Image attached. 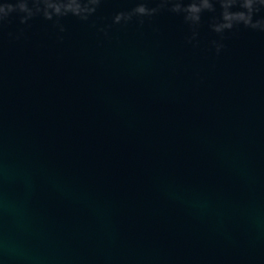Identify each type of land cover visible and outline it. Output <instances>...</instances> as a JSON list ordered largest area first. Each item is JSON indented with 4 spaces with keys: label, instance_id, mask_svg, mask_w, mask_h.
I'll return each instance as SVG.
<instances>
[{
    "label": "water",
    "instance_id": "obj_1",
    "mask_svg": "<svg viewBox=\"0 0 264 264\" xmlns=\"http://www.w3.org/2000/svg\"><path fill=\"white\" fill-rule=\"evenodd\" d=\"M0 9V264H264L261 0Z\"/></svg>",
    "mask_w": 264,
    "mask_h": 264
},
{
    "label": "snow or ice",
    "instance_id": "obj_2",
    "mask_svg": "<svg viewBox=\"0 0 264 264\" xmlns=\"http://www.w3.org/2000/svg\"><path fill=\"white\" fill-rule=\"evenodd\" d=\"M262 3H264V0H261ZM0 11H2V9H0Z\"/></svg>",
    "mask_w": 264,
    "mask_h": 264
}]
</instances>
